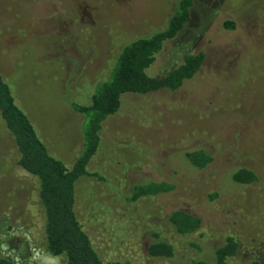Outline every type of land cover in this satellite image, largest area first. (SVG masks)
<instances>
[{
    "label": "rangeland",
    "instance_id": "1",
    "mask_svg": "<svg viewBox=\"0 0 264 264\" xmlns=\"http://www.w3.org/2000/svg\"><path fill=\"white\" fill-rule=\"evenodd\" d=\"M180 0H0V75L50 153L71 168L83 147L89 105L123 47L163 29ZM234 28H226L227 23ZM200 71L175 91L125 94L104 122L91 175L76 183V214L105 262L191 264L213 257L227 237L228 264H264V0H195L191 20L148 69L160 76L188 54ZM212 162L197 169L186 153ZM0 115V257L16 264H67L47 250L38 179L17 163ZM253 171L241 185L233 175ZM174 190L130 202L134 186ZM200 218L180 235L175 211ZM163 240L174 256L151 257Z\"/></svg>",
    "mask_w": 264,
    "mask_h": 264
},
{
    "label": "trees",
    "instance_id": "2",
    "mask_svg": "<svg viewBox=\"0 0 264 264\" xmlns=\"http://www.w3.org/2000/svg\"><path fill=\"white\" fill-rule=\"evenodd\" d=\"M194 2L180 0L163 29L125 45L107 80L96 88L91 103L72 105L76 112L85 116L86 124L82 151L71 168L50 153L29 117L16 104L10 86L0 75V115L15 138L20 154L18 165L38 179L46 245L53 257H64L67 264H132L129 261L105 262L101 258L77 217L75 187L80 178L91 175L88 165L98 152L103 124L120 110L123 95L175 91L200 71L205 61L202 52L185 55L177 68L160 76H150L147 72L165 43L176 38L189 23ZM226 28L233 29L234 26L230 22ZM186 156L197 169H203L212 162V157L203 150L188 152ZM257 179L256 174L247 169L233 175V181L241 185L252 184ZM174 188L173 184L166 182L140 184L133 187L127 199L134 202L143 197L169 193ZM168 220L182 236L191 235L201 228L200 218L180 210L173 212ZM238 249L236 239L227 237L211 259L195 260L191 264H228V259L236 256ZM148 254L151 257L172 258L174 247L159 239L149 247ZM0 264L16 263L0 257Z\"/></svg>",
    "mask_w": 264,
    "mask_h": 264
}]
</instances>
